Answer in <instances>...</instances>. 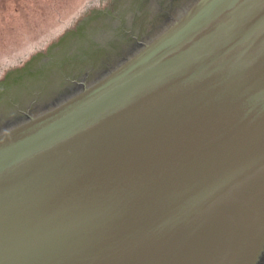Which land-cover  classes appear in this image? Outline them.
<instances>
[{"label": "water", "instance_id": "1", "mask_svg": "<svg viewBox=\"0 0 264 264\" xmlns=\"http://www.w3.org/2000/svg\"><path fill=\"white\" fill-rule=\"evenodd\" d=\"M0 264H264V0H87L1 56Z\"/></svg>", "mask_w": 264, "mask_h": 264}, {"label": "rangeland", "instance_id": "2", "mask_svg": "<svg viewBox=\"0 0 264 264\" xmlns=\"http://www.w3.org/2000/svg\"><path fill=\"white\" fill-rule=\"evenodd\" d=\"M87 0H0V57L72 18Z\"/></svg>", "mask_w": 264, "mask_h": 264}]
</instances>
